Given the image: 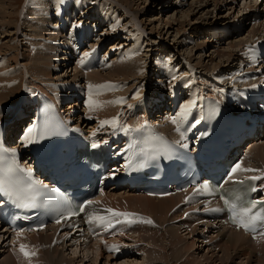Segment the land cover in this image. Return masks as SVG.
I'll return each mask as SVG.
<instances>
[{
    "label": "rangeland",
    "instance_id": "1",
    "mask_svg": "<svg viewBox=\"0 0 264 264\" xmlns=\"http://www.w3.org/2000/svg\"><path fill=\"white\" fill-rule=\"evenodd\" d=\"M53 1L56 3V1H58V0H53ZM86 1L87 0H83L82 4L85 5ZM94 1H96V2L91 3V6L88 7L89 10L95 11V14L92 15V17H95L97 20L100 19L99 15H101V14H99V13L102 11V13H104L105 17H108L109 20L113 21L111 23L112 24L111 28L106 31V35L108 38L105 42L107 43L108 41L112 40L110 42V46H108V47L111 49V47L115 48V47H119V46L123 45L122 48L124 51V56L120 57V58L115 57L112 60L117 59L115 61H118L119 59H121V60L126 59V57L128 55H130V53L132 52V49H135L136 51L133 52L134 55L137 54L135 56L141 57V58L138 57L139 61L141 62V64H140L141 67H137L136 71L139 70L138 72H141V70H146V73L143 72V74L144 73L145 74L144 75L141 74V76L144 77L145 81H148V83L146 82L147 84H145L144 82L143 83L151 91H153V90L154 91H160L159 87L155 86L152 82L153 76L156 77L155 74L159 71L158 70L157 72H155L154 66H151L152 62H154L155 65L158 66L159 68H161L162 66L174 67L173 71H176L178 77L171 76V79H173L172 77H174V80H172V82L173 81L176 82V80L178 78L179 79L183 78V80L187 83L192 82L194 80L195 72L194 71L187 72L184 70V67H187L188 64H192V65L196 66L198 64V62H201V63L203 62V64L206 66L207 70H202L201 68H198L201 71L198 72L196 75L205 79L206 82H208V81L211 82L210 79L212 77H210V75L213 71H224V72L228 71L229 72L231 70V68L234 66L235 62L233 64H230L228 62H225V59L224 60H221L220 58L218 59L216 53H213V52L214 51H218V52L228 51L229 50L228 46L231 44L230 43H225V44L222 43V45H221V43H220V41H218L217 37L214 40L212 38V34L219 32V30H216L213 28H215V27H229L231 30H235L236 27H240V26L243 27V24L245 23L244 29L247 30V32L245 33L246 35H244V34L241 35V36H243L242 38H241V36L237 37V38H241L242 40L241 39L240 40L244 44L245 41L250 40L251 36L254 35V33L252 35L251 32L256 30V28H257L256 26L258 25V24L252 25L250 23V21H248L252 18L253 15H252V9L248 10L246 7H249L250 5L253 4V2L251 3L252 0H220L218 3L216 2V4H215L214 0H204V1H202V0H187V4L178 5L179 7L177 6V2L176 1L174 2L172 0H99L100 2L98 0H94ZM3 2L6 4V6L8 8L6 6L5 7L3 6L2 9L0 8L1 9L0 20L5 16L4 14H6V13L9 14L11 12L12 17L11 16L8 18L6 17V19H10V21H11V22L9 21V23H10L9 25L5 24L6 26L5 25L0 26V54H1L0 55V66H1V63H2V65L8 64V65H5L4 67H8L7 68L8 70H13L14 74H18L19 77H21L22 72H26L25 70L27 67H31L33 65V62L30 61L29 56L32 55L31 53L34 52V51H32L34 49L27 46V41L25 40V38L30 39V41H31V42L29 41L30 45H33L34 42L40 44V42L38 41L39 37H41L42 35H45V36L48 35L49 36V34H50L49 37L53 36V38L59 40V42H58L59 44H55V45H57L59 48L62 49V48H64L65 43H66L65 42V36L67 34V32H66L67 28L71 29L72 26L75 27L77 24H80L82 22V21L78 20L77 18H73V21H70V20H69V22L58 21V24H55L53 22V20L55 19L54 18L55 17L54 16V14H55L54 7L56 5L52 4V8H50L51 18H49V20L51 19L52 23L47 24V26L45 24H43L41 26L42 27L41 31H43V32L38 33V34H40V35L42 34V35L38 36V34H33L34 31L38 30L37 25L34 26L35 23L33 22L34 21L33 14L38 15V11L34 8L35 4L37 3V0H26L24 5L22 4L23 0H3ZM127 3L130 6L126 5ZM121 4H122V6H121ZM73 5L75 6L76 3H73ZM126 6H129L131 8L132 13H134V14L140 13L139 16H138V14H137V16H138L139 22H141V28H140V26H139V28L141 30L144 29L146 31L145 32L146 35L144 34L145 35L144 37H143L142 31H138V32L135 31L136 28L132 25L133 28H135V30H133L131 23H130L131 22L130 21V15L131 14L128 16V13L127 14L124 13L125 11L123 8H125ZM189 6H191V7H189ZM250 7H252V6H250ZM77 8L75 10H80V13H81L82 10L84 9V6L83 5L79 6V4H78ZM82 16H84V15H82ZM120 22H121V25L116 26V24H118ZM63 24H64V28L61 27ZM67 24H70V25H67ZM38 25L40 27L41 24L38 23ZM116 28L119 30L118 31H114V30L112 31V29H116ZM261 28H263V27L260 26V31H262ZM140 29H138V30H140ZM124 30H128V33L127 32L123 33L122 34L123 38L121 39V35H120L119 31L123 32ZM59 33L61 35H59ZM150 33H151V35H150ZM138 34H140V35H138ZM249 34H251V35H249ZM55 35H57V36H55ZM157 35H158V37H157ZM218 37L220 39L221 36L219 35ZM132 39H135V40H132ZM148 39L151 40V42H149ZM240 40H238V41H240ZM230 41L233 42L234 39H231ZM234 42H237V41H234ZM4 45H7V46L9 45V46L6 47ZM43 45L45 46L47 44H43ZM242 47H243V45H241L237 49L238 52H240V53L243 52L244 48H242ZM1 48H2V50H1ZM16 48H18V50H16ZM58 50L59 49H55L54 51H52L54 53H52L50 51L51 55L54 56V58L56 60H57L58 56H60V53L56 52ZM163 52H166L167 54H163ZM173 52L175 53V55H174L175 58H173V56L171 55V53H173ZM133 53H131V55H133ZM240 53H238V56L241 55ZM15 54L16 55L18 54L17 57H19V59L15 57L16 56ZM138 54H140V55H138ZM159 54H161V55L159 56ZM232 56H233L232 59H235V60L240 58V56L239 57L238 56L236 57L234 55H232ZM182 57L185 58V62L183 61ZM14 58H16V59H14ZM60 58H62V57L60 56ZM210 58H212L213 61H215V64L220 66V69H223L225 66H227V67L224 68V70H218V68L216 70H213V68H211L212 67L211 62L209 61ZM8 60L9 61L11 60V61L8 62ZM12 60H13V62H12ZM62 60L63 59H61L60 62L62 64H64V66L61 65V67H59V69H58L57 68L58 65L54 62L52 64V66L55 69H54V71H51L52 73H50L49 77L46 79H56V80L65 82L67 80L68 81L74 80V75H76L77 80L79 81V79L81 78V74L78 75L77 71L73 72L72 71L73 69H71V68H70L71 72H69V68L68 67L66 68L65 61H62ZM64 60H66V57H64ZM112 60L110 59L105 65L102 66V68H105V69H102V70L100 69V71L102 72L100 74L101 76L102 75L107 76L109 74L110 71L108 69L111 67L112 62H114ZM149 60H150V64H148V65H150V66L147 65ZM6 61L8 63H6ZM66 61L69 62V60H66ZM4 62H5V64H4ZM222 64H224V66ZM144 65H146V66H144ZM12 66H13V68H12ZM106 69H107V71H106ZM194 69H196V68H194ZM97 70H99V69H97ZM164 71H166V69H164ZM208 72H210L209 75H208ZM217 73L222 75L219 72H217ZM69 77H70V79H69ZM228 78L231 80V77H228ZM30 79L32 81L33 77ZM35 80H37V77ZM38 80L42 81L43 78L42 79L38 78ZM90 82L94 83V81H90ZM31 83L35 84L36 82H31ZM31 83H29V82L24 83L23 92L21 93L20 97L17 98L18 99L17 102L19 101V103H20L26 99L24 94L26 93V90L30 87L29 84H31ZM112 91H113V89H112ZM112 91L110 92L111 94H113V92H114V91L113 92ZM72 92L77 93L76 90H75V92L74 91H72ZM96 96L97 95L93 96L92 99L94 100L95 98H97ZM68 103L71 105H68L67 109L71 108V107L77 108V106H76V105H78L77 101L76 102L75 101L74 102H68ZM2 108L3 109L5 108L4 109L5 111H7V109H8V108H6L5 105L2 106ZM98 122H101V121H98ZM250 160H252V159H250ZM251 164L254 165V163H251ZM155 222H158V221L155 219ZM139 226H142V225H139ZM202 227L203 226H200L198 228H200V231L201 230L205 231V233H204L205 235H208L209 233H207V229L204 230ZM198 228H195V229H198ZM167 229H168V226L165 225L163 227V231H165ZM182 230L183 229L181 228V230L179 231L180 233L178 232V235L181 238L183 237L182 239L187 240V242L191 241V235L189 237L188 234L186 233L187 231L183 232ZM4 233H5L4 231L0 232V264H16V261H14L12 255L9 252L10 248L8 246H7L8 248L6 247V242H7L8 238H6V235H5L6 233L5 234ZM136 235H138V234H136ZM178 235H176V237H178ZM135 239H137V237L134 238V234H133V236L127 238V240H135ZM53 241H54V239H53ZM8 242H10V239ZM63 244H64L63 249L58 248V251L54 252V254L52 256L55 264H57L58 259L62 260V261H59V263H61V264H69L74 259V257H75V260L71 264H123L124 262H125L124 264H135V263L146 261V259L149 257L148 256L149 252L153 251V249L151 248L150 245L148 246L147 243L146 244L144 243L143 246L138 247L137 248L138 250H135L133 252V254H131L129 257L121 258V259L116 258L117 260H114L115 258L113 259V257H111V259L108 261L107 256L108 255L111 256V254H107V252H105L102 255V257H96L97 255H95V253L92 252L93 248H89V249H91V251L89 249L79 250V249H77V247H75V248L72 247L69 243L66 244V242H65ZM86 244H88V242ZM167 244L170 245V246H167V249H166V251H167L166 255L168 256L172 253L171 250L173 249V246L169 243V241L164 243V245H167ZM195 245H196V247H195L196 251L194 249H193V251H194L195 257H197V259L192 264H209L206 258L208 257V258L214 259L215 257L212 256L213 254H216L214 256H217L216 257L217 264H221V262L218 259L223 256V254H222L223 251H222V253L218 252L220 250L219 246H218V248H215V247H212V245L204 244V243L200 242L199 240L196 241ZM204 245H208V246L204 247ZM69 246H71V247H69ZM169 247L171 248V250H168V249H170ZM19 248L20 247H18V250H19ZM147 249L151 250V251H148ZM258 249H260V248H258ZM87 250H89V251H87ZM73 251L75 252V254L73 253ZM138 251H139V254H138ZM154 252H153V256L159 257L158 255H154ZM134 253H136V254H134ZM254 253H256L255 255H257V257L262 256V258H260L258 260L259 261L258 264H263L264 263V255H263L264 251L260 252L258 250H255ZM194 254H192L188 258V261L186 260V258L184 256H182L181 261L178 259H175V257H173V260L171 262H172V264H188L190 260H193L191 257L194 258V256H193ZM35 258H37V257H35ZM35 258L30 257V258L26 259L22 254L21 258L18 257L17 262H18V264H33V263H35V261H34ZM80 259L82 261H80ZM96 259H97V261H96ZM157 260L161 261L160 258H158ZM204 260H206V261H204ZM78 261H80V262H78ZM155 261H156V259H155ZM202 261H203V263H201ZM161 262L162 263L165 262L164 264H166L165 260H162ZM189 264H191V263H189ZM235 264H246V262L244 261V259L243 260L237 259L235 261ZM252 264H257V262L254 261Z\"/></svg>",
    "mask_w": 264,
    "mask_h": 264
},
{
    "label": "bare ground",
    "instance_id": "2",
    "mask_svg": "<svg viewBox=\"0 0 264 264\" xmlns=\"http://www.w3.org/2000/svg\"><path fill=\"white\" fill-rule=\"evenodd\" d=\"M202 1H204V0H202ZM214 1L216 4V2L218 3L220 0H214ZM252 2H253V4L250 5L252 7L249 6L246 8L247 9L249 8V10L252 9V11H253V10H256V8L258 6H257V4H255L254 1H251V3ZM52 4L53 5L55 4V2L53 0H37V3L35 4L34 8L38 11V15L33 14V18H34L33 22L35 23L34 26L37 25L38 30L34 31L33 34H38L40 32L42 33L43 31H41L42 30L41 26L43 24H45L47 26V24L52 23L51 19L49 20V18H51L50 8H52ZM126 5H129V4L127 3ZM3 6L5 7L6 4L3 2V0H0V8L2 9ZM77 6H78V4L75 5V9L77 8ZM121 6H122V4H121ZM129 6H126L125 8H123L125 11L124 13L125 14L128 13V16L131 14L130 15L131 26L133 25L136 28V30H135V28H133V26H132L133 30H135L137 32L142 31V34L144 37L146 35L145 34L146 31L144 29L143 30L140 29L141 28V22H139V19H138V16L140 13H137L138 16H137V14L132 13L131 8ZM191 6H189V7H191ZM1 9H0V11H1ZM101 13H102V11L99 14H101ZM4 15L5 16L0 20V26L5 25V24L6 25L10 24L9 23L10 19H6V17L7 18L10 16L12 17V13L10 12L9 14L6 13ZM54 16H55V14H54ZM100 19L101 20L102 19H108L109 20L108 17H105V18L100 17ZM65 21L69 22V19H66ZM70 21H73V19ZM53 22L55 24H58V21L56 19H54ZM105 22L106 21L104 20L102 23L104 24ZM38 23L41 24L40 27H39ZM259 23L260 24H258L256 26L257 27L256 30L251 32L252 35H253V33H254V35L251 36L250 39H252L256 34L259 33L260 26L262 24L264 26V21H260ZM67 25H70V24H67ZM254 25H256V23ZM139 26H140V28H139ZM240 28H242V27L241 26L236 27L235 30H239ZM138 29H140V30H138ZM113 30L118 31L119 29L116 28V29H112V31ZM231 31H233V30H231V29L219 30V32H217L216 35L212 34V38L215 40V38L217 37L218 41H220V43L222 45L221 41L226 39L229 36L227 34ZM151 33H150V35H151ZM41 35L38 34V36H41ZM59 35H61V34L59 33ZM138 35H140V34H138ZM219 35L221 36L220 39L218 37ZM249 35H251V34H249ZM49 36H50V34H49ZM55 36H57V35H55ZM157 37H158V35H157ZM241 38L236 39V36H235L234 41H237V42L230 41L232 38L227 39V42H225V43L231 44L228 46L229 50L224 51V52L214 51L213 53H216L218 59L219 58L221 60L225 59V62L233 64L237 60L232 59V57H233L232 55L237 57L238 53H240V52H238L237 49L241 45H243V43L241 42V40H242ZM52 39H55V38H52ZM238 40H240V41H238ZM148 41L151 42V40H149V39H148ZM40 44H41V42H40ZM4 46L8 47L9 45L8 46L4 45ZM45 47H46L45 50L42 47L40 50H37L34 54L31 53L32 55L29 56V58H30V61L33 62V65L31 67H27L26 70L24 69L26 72H22L21 77H19L18 74H14L13 70H8L7 69L8 67H4L5 65H8V64H5V62H4L5 65H2V63H1V66H0V105L3 106L5 104L6 108H8V109H7V111L4 110V112H6L7 114H8V112L13 113L19 104V101L17 102V100H18L17 98H19L21 93L23 92V88H24L23 87L24 86V83H23L24 76L23 75H25L26 77L30 76V78L33 77V79L36 77H37V79L38 78L44 79V78L49 77L50 73H52L51 71H54L55 68L52 66V64L54 62H56L57 60L54 58V56L51 55V52L54 51L55 49H59L58 51H61L63 48L61 49L57 45H53V44L45 45ZM1 50H2V48H1ZM16 50H18V48H16ZM52 53H54V52H52ZM131 53H130V55H128L126 57V59H122V60L119 59L118 61H115L117 59L112 60L114 62H112L111 67L108 69L110 72L107 76L102 75L103 76L102 77L100 75L102 72L100 70H97L96 72L89 74V76H87V79L90 81H94V83L93 82L92 83L97 84L99 86L100 85H115L116 82L125 83L126 81H130L129 83H130L131 87L138 84L140 81L147 84L148 81H145L144 77L141 76V74L144 75L146 73V70H141V72H138L139 70L136 71L137 67H141V65H140L141 62L139 61V58H138L140 56L137 57V56H135L137 54L134 55V53H133V55H131ZM140 54H138V55H140ZM17 56H18V54L15 57L19 59V57H17ZM16 58H14V59H16ZM13 60H12V62H13ZM10 61L8 60V62H10ZM209 61L211 62V66H212L211 68H213V70H216L217 68H218V70H224V68L227 67V66H225L223 69H220V66L215 64V61H213L212 58H210ZM8 62L6 61V63H8ZM222 65L224 66V64H222ZM144 66H146V65H144ZM195 67L201 68L202 70H207V68L203 64V62L202 63L198 62V64ZM12 68H13V66H12ZM143 72H145V73L143 74ZM77 74L80 75L79 72H77ZM171 74H172V72H171ZM76 78H77V76L74 75V79H76ZM172 78H173L172 80H174V77H172ZM196 80L199 81L201 85H206V84L211 85L212 84V82H210V81L206 82L205 79L199 77L198 75H196ZM32 85H35V84H32ZM112 89L113 88H106L105 92H100V94H98L96 96L97 99L101 100V104H100L99 109L97 110V113H96L97 115H95V116H97L98 119L101 118V116H102L104 118L103 121H112L113 119L117 120L116 115H117V110L119 107L117 99L120 95H122L123 93L127 94L128 91L130 90V88H129L128 90L123 91L120 88H118L116 90L113 89V91H114L113 92ZM111 91L113 92V94L110 93ZM68 105H71V104H68ZM93 113H95V112H93V110L89 112V114H93ZM247 142H249L250 144L255 143V139H250V140L246 141V144H247ZM248 159L249 160L252 159V161H253L252 163H254V165L256 167H259L263 171L264 170V144L255 147L254 150L250 153ZM107 197L112 199L113 201H115L119 205L121 204L123 206H127L129 208L134 209V210L137 209V210L146 212V213L150 214L151 216H153L154 221H155V219L158 221V222H155V224H153V226H147V225L146 226H144V225L139 226L138 225L134 229H130V230L127 229L121 235L122 238L127 240V238L133 236V234H134V238L137 237V239H135V240H141L143 243H145V244L147 243L148 246L150 245L151 248L153 249V251L147 249L148 251H151V252H149V254H148L149 257L147 256L148 258L146 259V261L135 263V264H151V263L152 264H164L165 262L162 263L161 262L162 260H165L166 264L167 263L172 264L171 261L173 260V257H175V259H178L181 261L182 256H184L186 258V260L188 261V258L192 254H194L193 249L195 250L196 241L199 240L200 242H202V240H204V238L207 237V235H205L203 233L201 234V231H203V230L200 231V228L192 230L191 225L198 218H188L184 222H181L178 224H169L168 225L169 221L176 219V218L180 217V215H181V214H176L175 216H171V209L176 204H178L180 202L179 196H168V197L152 196V197H148V196L141 195L140 193H138L136 191L131 192V191H128L126 189H119V191L118 190H112V191L108 190ZM165 225L168 226V229L163 231V227ZM182 225H187V226L191 227L190 228L191 231L186 232L189 237L191 235V241H189V242H187V240L182 239L183 237L181 238L178 235V232L181 230V228H183ZM202 228L204 230H206V227L203 226ZM1 231L2 230L0 228V232ZM55 233H56V230L52 231L49 228L46 230H41L40 232H34V233L26 234L24 236H18L15 234L13 236V239L22 240V238L23 239L25 238V239H27L26 244L36 243L38 245H40V244L44 245L43 248L41 249V251L39 252L40 255L37 258L34 257L35 263H33V264H42L41 260H43V264H55L52 256H53L54 252L58 251V248L63 249V247H64L63 243L66 242L64 236L68 235L69 231L66 229H63L57 238H55ZM207 233H209V235L211 233L209 241H212V244H214V245H212V244H209V245H212V247H215V248H217L219 246L220 250L218 252L222 253V251H223V253H222L223 256L218 259L221 262V264H235V261L237 259H242V260L244 259L246 264H252L254 261L257 262V264H258L259 263L258 260L260 258H262V256L257 257V255H255L256 253H254V252H255V250L263 252L264 251V244L262 243V245H260V246H258L257 244H254V242L252 240H250L247 236H245L242 232H239V231L234 230V229L233 230H227L224 226H217V227H213V226L208 227L207 226ZM136 234H138V235H136ZM5 235L7 236V234H5ZM176 235H178V237H176ZM197 236H199V237H197ZM54 238L56 239L55 244L53 243ZM80 238H81V236H78V232H74V235L72 234V237L67 241H71L72 246H74V244L77 245L76 241ZM112 239L105 238L103 243H105L106 241L112 240ZM90 241L91 240H89L88 244L84 243L85 247L88 249L93 248L92 252H94L95 255H97L96 257H102V255L106 251H104V250L100 251L99 248H97L95 250L94 246L96 244L100 246V244H98L96 241L90 243ZM168 241L173 246L172 250L170 247H169L170 249H168V250H171V252H172L170 255H168L169 257L166 255V253H167L166 249H167V246H170V245L169 244L164 245V243H166ZM206 246H208V245H204V247H206ZM69 247H71V246H69ZM86 248H83V249L80 248V249L84 250ZM258 248H260V249H258ZM27 250H28V248H27ZM89 250L91 251V249H89ZM89 250H87V251H89ZM18 252L20 253V248H19ZM153 252H154V255H158L159 257L153 256ZM73 253L75 254L74 251H73ZM134 254H136V253H134ZM214 255H216V254L212 255L213 257H215L214 259L208 258V257L206 258L209 264H217V261H216L217 256H214ZM263 255H264V253H263ZM193 256H194V258L191 257L193 260L189 261V263H191V264L193 262H195L197 259V257H195V254ZM31 257L33 258V256H31ZM107 257H108V261H109L111 259V257H113V256L108 255ZM114 258L115 257H113V259ZM124 258H126V257H124ZM158 258H160L161 261L157 260ZM117 259L115 258L114 260H117ZM155 259H156V261H155ZM74 260H75V257L69 264H71ZM59 261H62V260L58 259L57 264H61V263H59ZM80 261H82V260L80 259ZM80 261H78V262H80ZM96 261H97V259H96ZM204 261H206V260H204ZM201 263H203V261Z\"/></svg>",
    "mask_w": 264,
    "mask_h": 264
},
{
    "label": "snow or ice",
    "instance_id": "3",
    "mask_svg": "<svg viewBox=\"0 0 264 264\" xmlns=\"http://www.w3.org/2000/svg\"><path fill=\"white\" fill-rule=\"evenodd\" d=\"M63 0H61V3ZM76 27H80L79 24L76 25ZM87 56L88 53H85ZM90 89L92 86H89ZM97 87H104V88H112L115 87L113 85H104V86H97ZM135 98L139 99V92L135 94ZM117 102H122V99ZM88 106L90 109L99 106V103L97 101H94L91 96V92L88 99ZM196 106V101L192 100L188 103L183 104L180 107V111L178 113L177 117H173L172 123L177 124V131H180L179 127V120H187L189 115L191 114L193 108ZM200 121L195 120L192 127L195 126V124H198ZM110 123L113 127L117 126V120L113 119L112 121H103L102 124ZM124 131H130L129 128L125 127ZM46 135L45 131L39 132L38 135V129L35 127H30L26 130L25 134L22 137L23 143L25 146L29 144L36 143L38 139L44 138ZM183 132H181V137L183 138ZM93 147H97L98 145L93 144ZM184 147H187V145H183ZM165 153H167V158H171V153L169 151L168 146L165 147ZM159 153H155L153 155V159L157 158ZM259 171V175H253L248 177L247 179L252 181L257 180H264V171L258 170V169H249V168H243L241 166V163H236L232 169L231 174H235L237 172H257ZM18 174H23V178H19ZM231 178V176H230ZM238 183H243V181H239ZM203 189H207L208 185L205 183L202 186ZM252 191H255L256 188L253 187L251 189ZM46 191V186L41 184L39 181L35 180L32 175L31 171L28 169L21 168L19 166L18 160L16 159L15 151L14 150H8L4 149L2 145H0V194H3L4 196H7L9 199L16 202L17 206L22 208H33L38 205V201H40V197L43 195V193ZM224 199V197H221ZM225 205L228 206V208L231 211V222L239 229H243L247 232H255L256 231V221H260L262 227H264V216L257 217L255 215H252V209L256 207V204L253 202L244 203L242 200L237 205L234 202H230L228 199L224 200ZM42 203V202H41ZM99 201L95 200H87L83 204H81L77 211L75 212H68L66 213L65 218H69L72 215H77L80 212H84L87 208L94 204H98ZM108 215H100L93 211L91 214L88 215V222L89 223H96L100 226H103L105 230L112 228L117 223H135L137 220H140L144 223L152 224L153 222L151 219H145L143 217H137L134 213H128V212H119L114 209L108 208L105 210ZM57 223H60V220L57 219ZM35 230V229H33ZM22 233L17 232V235L20 236ZM110 251H118L119 246L118 245H112L109 247ZM20 252L23 254V256L27 259L31 256H34L35 253L28 251L27 246L24 244L20 245Z\"/></svg>",
    "mask_w": 264,
    "mask_h": 264
}]
</instances>
